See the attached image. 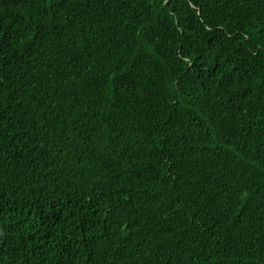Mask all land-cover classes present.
Returning a JSON list of instances; mask_svg holds the SVG:
<instances>
[{"label":"trees","instance_id":"trees-1","mask_svg":"<svg viewBox=\"0 0 264 264\" xmlns=\"http://www.w3.org/2000/svg\"><path fill=\"white\" fill-rule=\"evenodd\" d=\"M0 264H264V0H0Z\"/></svg>","mask_w":264,"mask_h":264}]
</instances>
